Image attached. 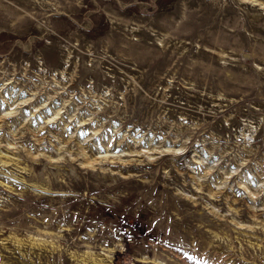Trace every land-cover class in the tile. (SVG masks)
Returning a JSON list of instances; mask_svg holds the SVG:
<instances>
[{
	"label": "rangeland",
	"instance_id": "obj_1",
	"mask_svg": "<svg viewBox=\"0 0 264 264\" xmlns=\"http://www.w3.org/2000/svg\"><path fill=\"white\" fill-rule=\"evenodd\" d=\"M0 264H264V0H0Z\"/></svg>",
	"mask_w": 264,
	"mask_h": 264
}]
</instances>
